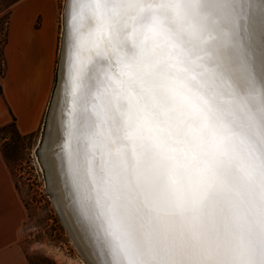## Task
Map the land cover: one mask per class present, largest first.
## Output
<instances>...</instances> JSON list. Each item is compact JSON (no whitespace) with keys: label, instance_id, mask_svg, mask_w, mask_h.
I'll return each mask as SVG.
<instances>
[{"label":"snow or ice","instance_id":"obj_1","mask_svg":"<svg viewBox=\"0 0 264 264\" xmlns=\"http://www.w3.org/2000/svg\"><path fill=\"white\" fill-rule=\"evenodd\" d=\"M64 36L67 163L110 264H264V0H67Z\"/></svg>","mask_w":264,"mask_h":264},{"label":"crops","instance_id":"obj_2","mask_svg":"<svg viewBox=\"0 0 264 264\" xmlns=\"http://www.w3.org/2000/svg\"><path fill=\"white\" fill-rule=\"evenodd\" d=\"M42 5L43 1L28 0L16 10V6L13 8L11 29L9 23L4 47L5 68L0 76V126L11 122L13 115L21 135L34 133L40 128L50 104L54 56L51 17L44 19L39 31L31 28ZM36 48L43 52L39 68H36ZM24 219L23 204L9 167L0 155V264H30L20 245Z\"/></svg>","mask_w":264,"mask_h":264},{"label":"rangeland","instance_id":"obj_3","mask_svg":"<svg viewBox=\"0 0 264 264\" xmlns=\"http://www.w3.org/2000/svg\"><path fill=\"white\" fill-rule=\"evenodd\" d=\"M24 1L19 0L8 6V11H10L8 28L10 23L11 29L13 18V15L11 18V12L13 8L16 4ZM40 1H43L44 5L34 16L31 28L35 32L39 31L42 28L44 19L51 17L50 25L53 30L54 56L52 60L50 102L57 81L62 42L63 9L66 0ZM0 3L2 2L0 1ZM5 12H7V9L1 7L0 40L4 37L5 23L3 20ZM42 54L41 48L35 49L37 65L41 63ZM26 65L28 64L26 63ZM0 70L2 71L1 73H4L1 60ZM45 118L46 114L40 128L30 136H24L19 133L20 137L15 138L12 137L10 132L0 133V155L9 167L12 181L24 207L25 219L22 224L20 245L30 264H87L85 258L79 253L78 248L71 240L70 234L67 232L56 210L57 208H55L52 197L49 195L46 172H44L37 154V148H39L42 140ZM4 153L10 156L9 160L4 158Z\"/></svg>","mask_w":264,"mask_h":264},{"label":"bare ground","instance_id":"obj_4","mask_svg":"<svg viewBox=\"0 0 264 264\" xmlns=\"http://www.w3.org/2000/svg\"><path fill=\"white\" fill-rule=\"evenodd\" d=\"M66 5L65 1L57 81L44 120L46 128L43 130L45 134L44 137L42 134L43 141L40 142L39 152L46 172L48 191L79 253L85 258L87 264H110V257L102 248L88 220L81 214L65 153L68 119V49L64 36ZM39 66L37 65L36 68ZM257 70H259V53H257Z\"/></svg>","mask_w":264,"mask_h":264},{"label":"trees","instance_id":"obj_5","mask_svg":"<svg viewBox=\"0 0 264 264\" xmlns=\"http://www.w3.org/2000/svg\"><path fill=\"white\" fill-rule=\"evenodd\" d=\"M2 3H0V8L3 7L5 9H7V12H5V16H4V20L3 22L5 23V28H4V37L3 39L0 40V60L2 63V66L5 68V57H4V47L7 43V36H8V15L10 14V11H8V6H11L12 4L16 3L19 0H0ZM9 1V2H8ZM2 71L0 70V76L3 75V73H1ZM2 93L1 89H0V94ZM10 132L12 134V137L15 138H19L20 134L16 129V125H15V117L12 115V121L9 122L6 125L0 126V133H7ZM32 135V133L30 134H26L24 136H30ZM10 156L7 153H4V158L6 160H9Z\"/></svg>","mask_w":264,"mask_h":264},{"label":"water","instance_id":"obj_6","mask_svg":"<svg viewBox=\"0 0 264 264\" xmlns=\"http://www.w3.org/2000/svg\"><path fill=\"white\" fill-rule=\"evenodd\" d=\"M66 2H67V0H66ZM44 128H46V125H44ZM44 134H45V131H43V137H44ZM42 141H43V140H42ZM39 142H40V141H39ZM37 154H38L39 159H40V162H41V164H42L41 157H40V152H39V148H37ZM42 167H43V170H44L45 168H44L43 164H42ZM44 172H45V171H44ZM49 195L52 196L50 192H49Z\"/></svg>","mask_w":264,"mask_h":264}]
</instances>
